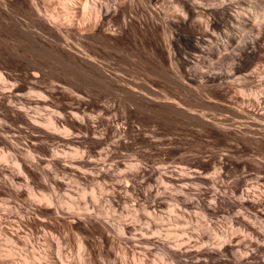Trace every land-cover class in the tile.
Instances as JSON below:
<instances>
[{"label": "rangeland", "instance_id": "obj_1", "mask_svg": "<svg viewBox=\"0 0 264 264\" xmlns=\"http://www.w3.org/2000/svg\"><path fill=\"white\" fill-rule=\"evenodd\" d=\"M31 1L0 0V264H177L161 247L180 228L198 250L236 237L261 246L200 264H264V0H198L240 15L215 26L182 0H99L109 14L87 9L83 21L64 0ZM190 30L210 35L202 52ZM197 174L215 178L187 186L210 216L179 211L169 194L181 184L161 178ZM245 195L251 206L231 204Z\"/></svg>", "mask_w": 264, "mask_h": 264}, {"label": "bare ground", "instance_id": "obj_2", "mask_svg": "<svg viewBox=\"0 0 264 264\" xmlns=\"http://www.w3.org/2000/svg\"><path fill=\"white\" fill-rule=\"evenodd\" d=\"M4 1V0H3ZM8 1V0H7ZM117 1V0H116ZM124 1V0H123ZM127 1V0H126ZM147 1V0H146ZM6 2V1H5ZM25 2V1H24ZM30 2V1H29ZM60 2H62V0L60 1ZM182 2L186 5V6H188L189 8H191V9H203L202 8V6H201V4L199 3V1L198 0H182ZM36 3H37V1H36ZM36 3H35V0L34 1H31V5H32V7H36L37 5H36ZM6 4H7V2H6ZM5 4V5H6ZM60 4V3H59ZM28 5V4H27ZM30 5V6H31ZM62 5H63V7H64V9H65V13H67L69 16H75L76 14H79L80 15V19H82V21L83 20H88V19H90V17H91V13H89V14H86L85 12H86V10L88 9L89 11H91V12H95L96 11V14L97 15H99L100 14V16H107L108 14H109V9H108V5L107 4H104V3H100L99 2V0H64L63 1V3H62ZM29 6V5H28ZM122 6V5H121ZM125 6V5H124ZM110 7V6H109ZM126 7V6H125ZM37 8H38V6H37ZM111 8V7H110ZM32 9V8H31ZM123 9V8H122ZM33 10V9H32ZM39 10V9H38ZM124 10H125V8H124ZM123 10V11H124ZM203 10H206V9H203ZM34 11V10H33ZM126 12V11H125ZM206 12L213 18L212 19V25L213 26H215V25H218L219 24V20H220V18L221 17H223V16H225V17H229V18H232L233 17V15H231L230 14V12H229V8H228V6H226V5H223L222 7H221V10H219L218 8H208L207 10H206ZM88 13V12H87ZM57 15L59 14V13H56ZM63 14V13H62ZM66 14V15H67ZM124 14V13H123ZM126 14V13H125ZM124 14V15H125ZM55 15V14H54ZM122 15V14H121ZM94 16V15H93ZM126 16V15H125ZM239 14L237 15H235L233 18H235V17H237L236 19H239ZM51 17V16H50ZM58 18H60V15H59V17L58 16H53L52 17V21L54 22V20H56V21H58L59 19ZM75 18H77V17H75ZM99 18V17H98ZM58 19V20H57ZM71 19H73V17L71 18ZM92 19V18H91ZM50 20V19H49ZM75 20V19H74ZM102 20V19H101ZM223 20V19H222ZM40 21V20H39ZM62 21V20H61ZM73 21V20H72ZM92 21V20H91ZM94 21V20H93ZM96 21V20H95ZM49 22V21H48ZM47 22V23H48ZM51 22V21H50ZM49 22V23H50ZM69 22V21H68ZM89 22V21H88ZM123 22V21H122ZM55 23V22H54ZM58 23H60V22H58ZM58 23H57V25H58ZM81 23V22H80ZM93 23V22H92ZM52 23H50V25H51ZM61 24V23H60ZM78 24H79V21H78ZM253 24V23H252ZM257 24L258 23H256V26L255 27H257ZM87 25V24H86ZM102 25V24H101ZM123 25V24H122ZM254 25V24H253ZM58 26H60V25H58ZM62 26V25H61ZM74 26V25H73ZM92 26H94V25H92ZM92 26L91 27H88V28H92ZM97 26V25H96ZM99 26H100V21H99ZM99 26H97V27H99ZM65 27V26H64ZM96 27V28H97ZM252 27V26H251ZM57 28H59V27H57ZM80 28H81V26H80ZM87 28V29H88ZM95 28V29H96ZM54 29V28H53ZM56 29V28H55ZM54 29V31H56ZM60 29L62 30L63 29V27L61 28L60 27ZM64 29H67V28H64ZM72 29V28H71ZM74 29V28H73ZM79 29V28H78ZM93 29V28H92ZM91 29V30H92ZM100 29V28H99ZM68 30V32H69V28L67 29ZM66 30V31H67ZM90 30V31H91ZM57 31H60V30H57ZM64 31V30H63ZM85 31H87V30H85ZM95 31V30H94ZM94 31H91V32H94ZM102 31V30H101ZM61 32V31H60ZM75 32H76V30H75ZM90 32V33H91ZM55 33V32H54ZM57 34H58V32H56ZM56 33H55V36H56ZM62 33V32H61ZM71 33V32H70ZM73 33H74V31H73ZM77 33V32H76ZM80 33V32H79ZM85 33V32H84ZM89 33V32H88ZM102 33H103V31H102ZM101 33V34H102ZM53 34V33H52ZM63 35H65V32L64 33H62ZM67 34H69V33H67ZM93 34H95V33H93ZM92 34V35H93ZM91 35V34H90ZM97 35V34H96ZM95 35V36H96ZM100 35V34H99ZM103 35V34H102ZM210 35H208V34H206V35H201V36H197V33H195L193 30H190L189 31V38L191 39V41L193 42V44H194V46H195V48L198 50V52H202V49L199 47V44H201V43H205L206 41H208V37H209ZM59 38L61 37V36H58ZM57 37V38H58ZM61 38H63V37H61ZM94 38V37H93ZM100 38H101V36H100ZM97 39H98V37H97ZM96 40V39H95ZM101 40V39H100ZM103 40H104V38H103ZM235 40L236 39H233V38H230V44H235L236 42H235ZM102 41V40H101ZM60 43H62V42H60ZM241 43V42H240ZM238 44V43H237ZM198 45V46H197ZM239 46V45H238ZM241 46V47H240ZM239 46V51H240V53H241V55H245L247 52H248V50L250 49V45L248 44V43H245V42H243V45H240ZM63 47V46H62ZM64 48H66L65 46H64ZM67 48H68V46H67ZM71 48V47H70ZM62 49V48H61ZM63 50H65V49H63ZM68 50H69V48H68ZM63 52H66V53H68L67 51H63ZM65 53V54H66ZM69 53H70V51H69ZM69 53L67 54V56L69 55ZM72 53V52H71ZM66 56V55H65ZM71 55H69V57H70ZM68 57V58H69ZM74 57V56H73ZM72 57V58H73ZM79 57V56H78ZM86 57V56H85ZM71 58V57H70ZM69 58V59H70ZM89 58V57H88ZM245 58V57H244ZM78 59H81V58H78ZM76 60V59H75ZM86 60V59H85ZM84 60V61H85ZM92 60V59H91ZM81 61H82V59H81ZM80 61V63H82ZM83 61V62H84ZM87 61V60H86ZM90 61V60H89ZM85 63V62H84ZM84 63H82L83 65L82 66H86L87 64H88V61H87V63L86 64H84ZM92 65H93V62H92ZM87 66H91V61H90V65H87ZM86 66V67H87ZM94 66V65H93ZM95 66H97L96 64H95ZM98 68V70H100L99 69V67H97ZM90 69V68H89ZM91 69H93V68H91ZM95 69V68H94ZM96 72V71H95ZM101 72V71H100ZM1 73V72H0ZM98 73H99V71H98ZM97 73V74H98ZM100 74V73H99ZM102 74V73H101ZM3 76V75H2ZM101 78H102V76L101 75H99ZM98 76V77H99ZM226 76V75H225ZM103 77L105 78V76L103 75ZM116 77V76H115ZM0 78H1V74H0ZM33 78V77H32ZM100 78V79H101ZM103 78V79H104ZM223 78V76L222 75H218V76H212L211 77V79L212 80H214V81H217V80H220V79H222ZM115 78H110V80H114ZM120 79V78H119ZM117 80H118V77H117ZM115 81V80H114ZM121 81V80H120ZM117 82V81H116ZM119 82V81H118ZM14 88V87H13ZM127 91H129V90H127ZM5 92V91H4ZM4 92H2V93H4ZM1 93V92H0ZM132 93H133V91H132ZM135 93V92H134ZM4 94H6V93H4ZM3 95V94H2ZM7 95V94H6ZM10 96L11 97H16V96H19V94H18V90H14V91H12V92H10ZM14 109V108H13ZM17 110V109H16ZM15 110V111H16ZM20 110V109H19ZM18 110V111H19ZM12 111V110H11ZM18 111H16V113H19ZM13 112V111H12ZM21 113V112H20ZM24 115H22L21 114V118L23 119V121L25 120V121H28L29 120V118H28V115H26L25 113H23ZM29 122V121H28ZM222 132H224L225 134L227 133V129L226 128H224V129H222ZM229 134V133H228ZM2 142H3V144L4 145H6L8 148H10L11 150H13V151H18L19 149H17V147H16V145H14V143L13 142H11V141H9L7 138H3L2 139ZM32 144V143H31ZM29 145V144H28ZM30 146V145H29ZM32 148V147H31ZM23 160V159H22ZM23 163V169L24 170H30L29 168H30V165L29 166H27L28 164H27V162H25V161H23L22 162ZM79 164V163H78ZM85 164H87V162L85 163ZM92 164V163H91ZM90 164V165H91ZM22 165V164H21ZM88 165H89V163H88ZM32 166H34V165H32ZM29 167V168H28ZM136 173V172H135ZM194 173V172H193ZM103 174V173H102ZM107 174V173H106ZM134 174V173H133ZM158 174V173H157ZM156 174V175H157ZM191 174V173H190ZM189 174V175H190ZM195 175H196V173H194ZM156 175H155V177H156ZM171 175V174H170ZM192 175V174H191ZM107 176V175H106ZM135 176H136V174H135ZM153 176V175H152ZM179 176V175H178ZM198 176H200V175H198L197 174V176H187V175H180L179 177H177V179H175V178H173V177H170V176H166V175H161V178H162V180H163V182H166L167 184H170V185H173V184H181V189L179 190V191H176V193H170L169 195H170V200L171 201H173V202H175V204L178 206V208H179V211H181V212H189V211H192V210H197L198 211V208H200L202 211H203V213L204 214H206V216H210V215H212L214 212H215V207L214 206H209L208 204L207 205H200L198 202H194V201H192V199H190L189 197L191 196V195H197L198 196V194H193V193H191V192H193V191H191L192 190V188L191 189H189L187 186L190 184V183H196V182H198V181H200V182H203V184L204 183H207V185L208 184H215L216 182H215V178L213 177V178H198ZM202 176V175H201ZM151 177V176H150ZM218 177V176H217ZM133 178H135V177H133ZM137 178V177H136ZM154 178V177H153ZM152 178V179H153ZM155 181H157V180H155ZM159 181V180H158ZM218 183V182H217ZM118 185V184H117ZM127 185V184H126ZM176 186V185H175ZM119 187V186H118ZM122 188V187H121ZM124 189H125V187H124ZM128 188H126L125 189V191L127 190ZM129 190V189H128ZM127 190V191H128ZM260 190V189H259ZM126 191V192H127ZM161 191V190H160ZM170 191V190H169ZM216 191V190H215ZM214 191V192H215ZM117 192V191H116ZM126 192H125V194H126ZM252 192V191H251ZM254 192V191H253ZM257 193H258V191H256ZM152 193V192H151ZM151 193H149L150 195H151ZM153 194H156L155 192L153 193ZM214 194V201L216 202V203H219V204H223L224 202H225V200H226V198L223 196V195H221V194H219L218 192H215V193H213ZM247 194V193H246ZM254 194H255V192H254ZM250 195V194H249ZM249 195H245L244 197L242 196V198L238 201H234V202H232L231 201V204H234L235 206H237V207H240V208H243V207H249V206H251L250 205V203H249V201H248V197H249ZM152 196V195H151ZM153 196H155V195H153ZM194 196V197H195ZM257 196H259V200L261 201V204H262V206H263V203H264V192H262V190H260V192H259V195H257ZM121 197V196H120ZM169 197V196H168ZM256 197V196H255ZM156 198V197H155ZM192 198V197H191ZM258 197H256V199H257ZM50 199V198H49ZM196 199L198 200V197H196ZM44 200H46V201H48V199H45L44 198ZM194 200H195V198H194ZM236 200V199H235ZM258 200V199H257ZM213 201V200H212ZM227 201V200H226ZM259 201V202H260ZM263 202V203H262ZM258 203V202H257ZM155 204V202L153 201V205ZM213 204V203H212ZM211 204V205H212ZM215 204V203H214ZM252 204V203H251ZM158 205V204H157ZM201 206V207H198V206ZM254 205V204H253ZM159 206V205H158ZM152 208H154V210H155V208H156V206H152ZM251 208V207H250ZM253 208V207H252ZM263 208H264V206H263ZM158 209V208H157ZM172 209V208H171ZM245 209H247V208H245ZM249 209V208H248ZM162 210V209H161ZM177 211V210H176ZM173 212V211H172ZM156 213V212H155ZM174 213V212H173ZM180 214V213H179ZM263 214V213H262ZM264 215V214H263ZM240 217V216H239ZM89 218V217H88ZM243 218V217H242ZM236 219V218H235ZM236 222H237V224H239L242 228H244L245 229V231H248V233H250L253 237H259L260 236V234L258 233V231L254 228V226H252L251 224H249L246 220H244V219H237L236 220ZM236 222H235V224H236ZM180 228V227H179ZM108 229V228H107ZM178 231H176V232H174V230H173V232L171 231L170 233H169V231H168V234H170L171 236H172V238L174 239V243H173V245H174V247H171L172 246V244H171V246H169L168 244L170 243H168V244H164L162 247H161V249H163V255H165L171 262H173V263H177V264H189L188 263V261H187V259H193L194 260V262H192V264H200L202 261H204V260H206L207 259V261H210V260H216V259H221V256H223V254H221L222 252H229V251H233V249H235V248H237V249H241L242 248V250H243V246H244V244L246 245H248L249 247H253L254 249H260V245H259V243H257V242H255V241H252L253 239L252 238H250V239H252V240H248V239H246L247 241L245 242H243V241H240V240H238L237 239V237L236 238H232V239H229V242H228V244L226 245V246H223V247H220V248H217V249H209L208 247L207 248H205V249H203L202 247H201V249H199L198 250V239L194 242V245H192L193 247L192 248H190V247H188V246H186L185 245V239H184V236L187 234V232H186V230H185V228H180V230L179 229H177ZM196 230H198V227L196 228ZM250 236V235H249ZM251 236V237H252ZM189 237H191V235L189 236ZM230 238V237H229ZM116 240V239H115ZM119 240V239H118ZM189 240H190V238H189ZM257 241H258V238H257ZM116 242V241H115ZM147 242V241H146ZM150 242H148V243H146V244H149ZM190 243H191V241H190ZM154 245V244H153ZM248 246H247V248H248ZM247 248H245V249H247ZM232 253V252H231ZM46 254V253H45ZM50 254V253H49ZM247 254V253H246ZM252 254V253H251ZM44 255V254H43ZM250 255V254H249ZM41 256V255H40ZM40 256H38L39 258H40ZM45 257L44 258H46L47 256L46 255H44ZM247 256V255H246ZM257 256V255H256ZM56 257H58V255L56 256ZM244 257V256H243ZM249 257V256H248ZM255 257V256H254ZM253 257V258H254ZM42 258V257H41ZM43 258V259H44ZM48 258V257H47ZM50 258V257H49ZM60 257H58V259H59ZM250 258V257H249ZM57 259V260H58ZM237 259V258H236ZM242 259H244V258H242ZM248 259V258H247ZM47 260V259H46ZM46 260H44V261H46ZM49 260V259H48ZM60 260V259H59ZM245 260V259H244ZM61 261V260H60ZM206 262V261H205ZM239 262L240 263H244V262H241L240 261V259H239ZM58 263H60L59 261H58ZM57 263V264H58ZM213 263V262H212ZM212 263H210V264H212ZM237 263V262H236ZM61 264V263H60Z\"/></svg>", "mask_w": 264, "mask_h": 264}]
</instances>
